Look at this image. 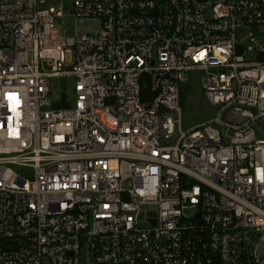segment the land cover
<instances>
[{"label":"built area","instance_id":"built-area-1","mask_svg":"<svg viewBox=\"0 0 264 264\" xmlns=\"http://www.w3.org/2000/svg\"><path fill=\"white\" fill-rule=\"evenodd\" d=\"M69 1L0 0V264H264V0Z\"/></svg>","mask_w":264,"mask_h":264},{"label":"rangeland","instance_id":"rangeland-1","mask_svg":"<svg viewBox=\"0 0 264 264\" xmlns=\"http://www.w3.org/2000/svg\"><path fill=\"white\" fill-rule=\"evenodd\" d=\"M39 9L53 8L52 18L54 25L61 31L63 36L72 37L76 31H91L94 32L92 24L80 25L74 21L71 17L69 10H71V3L69 0H37ZM250 30L247 27H242L235 31V35L239 38L240 43L243 45L247 42V35ZM259 32L264 33V26L259 28ZM67 66H64L66 68ZM72 77H69L66 81L65 88V100L70 104L73 103V81ZM58 78H51L49 80L50 94L49 99L51 102L58 100V95L61 93L58 85ZM180 92V107L183 111L181 117V128L186 129L189 126L202 122L205 118L212 116L214 111L208 105V101L201 93V85L199 81V75L197 73L189 74L187 83H183L179 89ZM10 167L17 172H20V168L15 165Z\"/></svg>","mask_w":264,"mask_h":264},{"label":"water","instance_id":"water-1","mask_svg":"<svg viewBox=\"0 0 264 264\" xmlns=\"http://www.w3.org/2000/svg\"><path fill=\"white\" fill-rule=\"evenodd\" d=\"M66 77H61L60 80H58V85L60 87L61 93L59 94V99L58 102H54L52 104L53 108H67L69 107V102L65 100L64 96H65V86H66Z\"/></svg>","mask_w":264,"mask_h":264},{"label":"trees","instance_id":"trees-1","mask_svg":"<svg viewBox=\"0 0 264 264\" xmlns=\"http://www.w3.org/2000/svg\"><path fill=\"white\" fill-rule=\"evenodd\" d=\"M148 89H142V93L145 94V92L147 91Z\"/></svg>","mask_w":264,"mask_h":264}]
</instances>
